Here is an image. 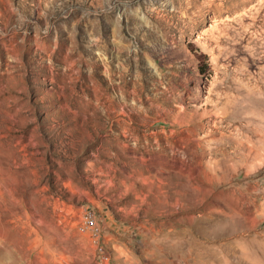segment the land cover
I'll return each mask as SVG.
<instances>
[{
    "label": "rangeland",
    "instance_id": "374dc122",
    "mask_svg": "<svg viewBox=\"0 0 264 264\" xmlns=\"http://www.w3.org/2000/svg\"><path fill=\"white\" fill-rule=\"evenodd\" d=\"M0 264H264V0H0Z\"/></svg>",
    "mask_w": 264,
    "mask_h": 264
},
{
    "label": "built area",
    "instance_id": "2783aa9c",
    "mask_svg": "<svg viewBox=\"0 0 264 264\" xmlns=\"http://www.w3.org/2000/svg\"><path fill=\"white\" fill-rule=\"evenodd\" d=\"M84 217L86 227L98 234L100 231V227L97 224L95 213L92 210H88L84 213ZM100 249L103 250L102 245L100 246Z\"/></svg>",
    "mask_w": 264,
    "mask_h": 264
}]
</instances>
